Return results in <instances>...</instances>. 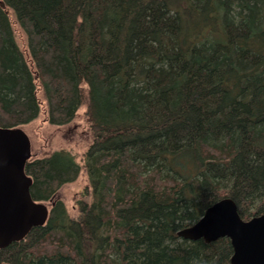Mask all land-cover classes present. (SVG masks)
<instances>
[{
    "label": "trees",
    "instance_id": "obj_1",
    "mask_svg": "<svg viewBox=\"0 0 264 264\" xmlns=\"http://www.w3.org/2000/svg\"><path fill=\"white\" fill-rule=\"evenodd\" d=\"M83 106L78 215L76 155L32 152L50 214L0 264H231L230 238L178 231L223 197L264 213V0H0V126Z\"/></svg>",
    "mask_w": 264,
    "mask_h": 264
},
{
    "label": "water",
    "instance_id": "obj_2",
    "mask_svg": "<svg viewBox=\"0 0 264 264\" xmlns=\"http://www.w3.org/2000/svg\"><path fill=\"white\" fill-rule=\"evenodd\" d=\"M32 141L21 126H0V248L20 241L50 214L48 202L34 199L33 178L26 172ZM186 239L228 237L231 264H264V213L244 219L232 197L211 204L192 225L178 231Z\"/></svg>",
    "mask_w": 264,
    "mask_h": 264
},
{
    "label": "rangeland",
    "instance_id": "obj_3",
    "mask_svg": "<svg viewBox=\"0 0 264 264\" xmlns=\"http://www.w3.org/2000/svg\"><path fill=\"white\" fill-rule=\"evenodd\" d=\"M19 41L24 42L23 35L19 34ZM86 107L79 110V115L72 122L57 126L46 121L45 114L24 126L32 141V152L44 154L59 148L72 151L81 163L82 169L79 176L66 184L59 190L62 198L72 216L78 215V201L83 197V191L88 185V174L83 166V154L91 142V129L88 117L85 114ZM25 129V130H26ZM89 199V196H87Z\"/></svg>",
    "mask_w": 264,
    "mask_h": 264
}]
</instances>
